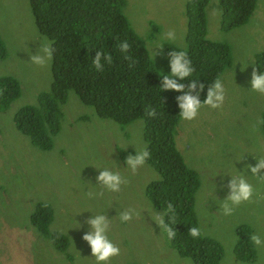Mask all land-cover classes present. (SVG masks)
<instances>
[{
    "label": "rangeland",
    "instance_id": "1",
    "mask_svg": "<svg viewBox=\"0 0 264 264\" xmlns=\"http://www.w3.org/2000/svg\"><path fill=\"white\" fill-rule=\"evenodd\" d=\"M184 1L124 0L123 14L147 52L149 44L185 50ZM219 1L209 0L206 5V38L230 49V64L218 76L225 87V101L219 109L202 106L191 121L178 119L174 143L185 164L198 174L193 210L200 233L221 244L217 264H264V245H254L253 260H238L233 254L240 225L251 230V237L258 235L264 240V182L249 176L253 195L231 215L221 214L218 207L227 194V188H221L227 183L224 173L234 172L232 161L243 153L248 164L255 163L252 156L264 157V94L246 90L252 70L259 72L255 56L264 51V0L255 1L244 24L226 30L220 27ZM169 29L176 32L177 39L165 43L162 35ZM0 38L6 48V56L0 59V77L16 78L20 88L18 96L0 110V264H91L89 248L81 239L88 211H105L110 218L108 235L120 248V255L107 264H193L192 259L167 246L165 236L145 211L127 224H120L114 216L118 208L139 209L150 203L144 189L150 172L156 177L157 172L146 163L135 173L123 166L132 151L129 143L145 145L143 120L122 125L100 117L93 106L83 104L68 90L52 147L37 148L16 129L13 120L20 107L36 105L38 95L49 91L52 79L51 60L43 66L28 60L41 39L49 41L34 24L29 0H0ZM164 58V48L153 58L160 72L166 70ZM245 58L252 63L243 70L234 65ZM93 166L118 170L127 183L119 193L106 192L94 185L98 170ZM234 166L239 169L241 163L234 161ZM85 190L92 196H86ZM37 202L51 207L49 229L67 238L63 250L51 245L30 224L29 215Z\"/></svg>",
    "mask_w": 264,
    "mask_h": 264
},
{
    "label": "trees",
    "instance_id": "2",
    "mask_svg": "<svg viewBox=\"0 0 264 264\" xmlns=\"http://www.w3.org/2000/svg\"><path fill=\"white\" fill-rule=\"evenodd\" d=\"M255 1L220 0L221 29L244 24L253 12ZM208 2L184 1L185 51L194 66V76L205 87L230 64L229 46L206 38ZM123 5L124 0H29L37 30L54 48L52 79L49 91L38 95L36 105H24L14 113L15 127L37 148H51L68 90H73L83 104L93 106L100 117L122 125L141 118L144 143L150 152L146 164L157 172V177L150 172L144 195L156 210H163L169 203L174 210L175 236L171 240L165 237L167 246L174 248L178 255L192 259L193 264H217L222 256L221 244L202 233L196 239L188 234L189 227H198L193 199L199 178L185 164L174 143V127L179 119L174 97L178 93L158 92L160 71L150 61L143 42L123 14ZM121 40L129 44L126 54L118 50ZM167 47L164 53L169 50ZM94 50L111 55V62L104 64L101 71L91 64ZM5 56L6 48L0 38V59ZM164 63L166 70L162 73L168 71L166 55ZM255 63L258 71L264 69V51L255 56ZM19 89L16 78L0 77V110L6 109L18 96ZM204 95L202 91L201 99ZM149 109H154L156 115L149 117ZM261 130L264 135V112ZM51 218L52 209L44 202L35 203L29 215L30 224L37 232L63 250L67 238L58 230L49 229ZM236 234L235 258L253 260L256 251L251 230L240 225Z\"/></svg>",
    "mask_w": 264,
    "mask_h": 264
},
{
    "label": "clouds",
    "instance_id": "3",
    "mask_svg": "<svg viewBox=\"0 0 264 264\" xmlns=\"http://www.w3.org/2000/svg\"><path fill=\"white\" fill-rule=\"evenodd\" d=\"M176 39L177 34L172 29L167 30L162 35V40L165 43L174 42ZM117 47L121 54H126L129 44L126 40H121ZM163 48L162 44H149V59L152 63L154 56L159 55ZM167 48L169 50L165 55L168 71L166 73L158 71L160 80L158 92L172 91L178 93L174 97L176 108L178 109V118L184 121H191L197 116L198 110L205 105L212 109H219L225 101V87L222 81L216 78L205 87V84L201 83L194 76L195 69L186 51L171 47ZM53 52L54 48L51 46V43L41 39L35 53L30 54L28 60L33 65L43 66L51 60ZM125 58H127L126 55ZM110 62L111 55L108 52L94 50V54L91 55V64L97 71H101L104 64ZM250 63L252 62L245 58L243 61L237 60L234 65L239 64L241 70H243L245 65ZM246 90L264 94V69L260 68L258 73L255 68L252 70ZM202 91L205 95L201 99L200 93ZM147 115L152 117L156 115V112L154 109H149ZM128 145L132 146V151L124 159L123 166L130 172L135 173L149 160L150 152L146 145L134 146L131 143ZM244 154H241L237 159L232 161L231 166L234 170L232 174L224 173L227 176V183L226 185L222 184L221 188L226 187L227 194L222 200H219L218 207L221 214L225 216L231 215L236 206L242 202L249 201L252 197L254 189L252 184L249 183V176L256 178L258 182H264V172H261L264 169V157L251 155L255 163L248 164ZM234 161L241 163L239 169L234 166ZM93 167L98 170V174L95 176L96 184L94 185L99 186L106 192L119 193L122 185L127 183V179L118 170L102 168L100 166ZM115 167L116 169L119 168L116 164ZM257 173L260 174L257 175ZM216 175L217 173L214 176ZM221 180H223V176ZM85 195L91 197L92 193L85 190ZM142 210L147 213L150 220L158 227L159 233H162L168 240L174 238V223H172L174 210L170 203L163 210L159 209V211L153 210L151 202L139 209L121 207L116 209L114 216L120 224H127L134 217L141 216ZM88 212L90 215L83 222L86 226V231L82 234L81 239L89 248L88 257L91 259V264H107L110 258L120 255V248L112 242L108 235L110 218L106 215L105 211L97 214ZM76 225V227H80V225ZM188 234L193 239L199 238L201 235L198 227H189ZM251 241L257 247L264 245V240L258 235H252Z\"/></svg>",
    "mask_w": 264,
    "mask_h": 264
}]
</instances>
